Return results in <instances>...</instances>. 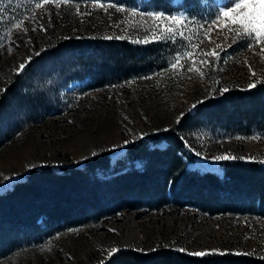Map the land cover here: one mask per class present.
I'll list each match as a JSON object with an SVG mask.
<instances>
[{"label": "rangeland", "instance_id": "1", "mask_svg": "<svg viewBox=\"0 0 264 264\" xmlns=\"http://www.w3.org/2000/svg\"><path fill=\"white\" fill-rule=\"evenodd\" d=\"M228 2L229 0H192L186 8L184 0H173L172 4L174 7L178 6L176 14L186 15L191 21L199 22L190 24L189 31L195 33L199 24L207 25L219 8ZM34 3L35 0H0V44L4 45L0 48V102L3 98L6 102L0 108V195H6L16 185L25 182L34 169L50 167L59 172L63 168L81 166L103 152L112 153L110 167L108 170L99 169L104 174L96 176L108 179L124 174L128 172L126 166L133 163L129 156L126 161L125 150L141 140H149L159 131L171 130L180 124L186 116L185 111L194 103L221 97L215 95L219 87L229 89L225 95L233 90L248 88L250 83L264 84V54H254L259 53V47L248 50L247 41L243 39L233 43L227 29L221 26L210 33L214 43L206 39L197 49V52L210 51L216 44L222 46L217 49L222 67L210 72L202 69L208 72L205 78L201 79L195 71L187 72L185 66V70L176 72L175 76L164 77L157 82L135 84L93 96L69 114L68 108L58 97V92L72 79L86 76V72H83L78 63L73 64V60L70 62L61 55L54 58V54L50 52L59 43L78 40L70 38L80 35L144 39L150 36V30L156 31L154 25L159 21L147 16L132 17V11H149H141L135 7H129L131 11L124 13L91 8L90 15L81 16L76 14L75 7L57 9L55 6H44L36 9ZM80 11L83 13L88 9ZM30 13H34L37 21L35 25L29 20ZM21 20L24 21L21 28L12 27ZM40 25L46 31H41ZM33 26L37 28L35 32L31 30ZM24 28L28 29L27 34L24 33ZM225 36H228L227 40ZM84 40L99 39L80 41ZM104 40L111 42L108 41L110 39ZM160 43L171 45L175 53L168 57L165 67L149 74L167 68L177 54L187 49L186 42L180 39L171 42L157 38L155 44ZM10 44L13 45L11 50ZM43 55V59L32 67V73L26 74L27 67ZM62 55L65 56L66 53ZM193 58L202 59L197 56ZM22 63L26 66L19 70ZM248 65L256 72L255 77L250 74ZM196 67L202 66L197 63ZM16 75L23 78V84H17L8 94ZM25 87L36 89L35 97H38L33 98L32 105L28 104L32 98L24 92ZM21 93L25 95L23 102L16 97ZM177 119L180 123H177ZM189 126L185 125L181 134L185 133L195 149L206 156L205 163L199 164V168L200 165H217V171L220 172L214 173L220 175L221 167L229 161L240 160L264 165L263 133L254 134L260 138L252 140L243 139L245 136L242 134H226L217 125L206 124L200 128ZM126 140L129 141L128 144L124 143ZM224 154L243 156L245 159H213ZM248 154L252 155V159L246 158L245 155ZM116 158L120 161L114 165ZM144 163L146 168V161ZM145 209L147 208H141ZM124 211L133 210H121L99 226L66 230L42 241L20 239L17 250L5 252L0 258V264H100L101 261L106 264L121 251L132 250L147 254L172 247L183 248L185 252L211 253L215 249L248 253L247 255H253L251 258L264 257V222L246 225L251 221L245 220V224L242 220L232 218L211 220L170 210L146 217H140L139 213L129 214L114 220ZM131 233H136L141 242L138 240L125 244V239ZM112 248H118L119 251L109 256L108 252Z\"/></svg>", "mask_w": 264, "mask_h": 264}, {"label": "trees", "instance_id": "2", "mask_svg": "<svg viewBox=\"0 0 264 264\" xmlns=\"http://www.w3.org/2000/svg\"><path fill=\"white\" fill-rule=\"evenodd\" d=\"M119 1L128 6L137 3V0ZM171 1L147 0L145 8L172 12L175 8ZM190 1L184 0L185 8ZM50 53L54 58L61 55L70 62L73 60L98 86H106L165 67L175 51L163 43L139 47L128 42L75 40L59 43ZM44 56L36 58L26 74H31L32 67ZM22 79L16 75L7 93L17 84L22 85ZM24 92L32 98L28 101L32 105L36 89L25 87ZM16 97L23 102L25 95ZM5 104L3 98L0 108ZM206 124L217 125L226 134L245 137L264 134V84L247 92L233 90L219 98L211 97L171 130L131 146L127 155L133 161H146L145 171L132 169L108 179L99 178L97 171L110 167L111 152L100 153L81 166L59 172L50 167L34 169L25 182L0 195V258L7 251L17 250L20 239L42 241L66 230L96 227L125 209L156 211L174 203L180 207L192 205L209 215L264 216L263 164L227 162L222 166L223 176H219L191 171L178 156L183 146L180 134L184 126L200 128ZM163 141L169 143L166 150L150 148ZM106 264H264V261L232 254L193 257L161 249L147 254L121 251Z\"/></svg>", "mask_w": 264, "mask_h": 264}, {"label": "snow or ice", "instance_id": "3", "mask_svg": "<svg viewBox=\"0 0 264 264\" xmlns=\"http://www.w3.org/2000/svg\"><path fill=\"white\" fill-rule=\"evenodd\" d=\"M54 5L55 8L60 9L61 5H69L73 4L75 6V11L77 15H90L91 8L97 7L100 9L107 10L109 8L115 9L117 12L124 13L126 9L124 7L118 6L115 3L108 2V0H85L84 6L88 8V11L81 12V4L79 0H35L34 8L39 9L43 8L45 5ZM49 20L51 19V14L49 13ZM132 17L140 16V17H150L155 21H159L158 24L154 25L156 31L150 30V36L146 37L144 40H134L133 43H149L152 39H163L165 41L175 42L177 39L183 40L186 42L187 49L179 54H177L174 59L171 61L169 66L164 69L165 72L170 70H185V65L181 63L182 60L187 64L186 71L187 72H197L201 79L205 78L208 72L212 70H216L217 68L222 67V60L217 49H220L222 46L220 44H216V47L210 51L200 50L197 52L199 45L204 42V40H208L210 43H214L211 40L210 33L214 28H220L221 26L224 29H227L228 33L231 36L232 42L235 43L238 39L246 40V48L251 50L253 48L259 47V53H254L255 55L264 54V0H229L228 3H225L219 10L216 12L215 17L205 24H199V28L197 32L189 31L190 24L199 23L196 21H191V18L183 15V14H165L164 12H139L132 11ZM29 20L35 25L37 23L34 13L29 14ZM24 23L21 20L19 23L12 25V27L19 29L21 25ZM41 31H46L42 25L39 26ZM33 32L37 30L35 26L31 29ZM24 33L27 34L28 29H23ZM117 39H122L123 37H116ZM106 39H112V37H106ZM228 39V36H225V40ZM14 43V42H13ZM13 45H9V50H11ZM231 46V45H229ZM4 47L3 44H0V48ZM202 57V59H194L193 57ZM209 57L212 59L210 60ZM197 63L202 67H196ZM250 69V74L255 77L256 72L252 70L251 65H248ZM25 68V64L19 65V70H23ZM202 69H207L208 72ZM152 77H144V79H151ZM190 78V77H189ZM219 83V82H217ZM257 83H250L248 85L249 89L255 88ZM228 88L219 87L215 95H222L228 92ZM204 101H200L199 103H203ZM197 105H192V108H196ZM177 123H180V120L177 119ZM168 131V129H165ZM264 135V134H261ZM258 136L252 137H243V139H259ZM236 139H242L241 137H236ZM125 144H128L129 141H124ZM95 156L96 153H93ZM196 155L199 157L202 154L197 152ZM245 159V157L240 156H232L229 154L219 155L213 157L216 161H227V160H235V159ZM247 159H252L248 157ZM264 162V161H262ZM118 248H112L108 255L118 252ZM179 251L184 252L185 249L181 248ZM189 255H193L196 257H203L209 254H220L226 255L227 252H220L218 250L209 251H196L189 252ZM234 255H247L248 253L235 252L232 253ZM264 258V257H262ZM100 264H104L103 261Z\"/></svg>", "mask_w": 264, "mask_h": 264}, {"label": "built area", "instance_id": "4", "mask_svg": "<svg viewBox=\"0 0 264 264\" xmlns=\"http://www.w3.org/2000/svg\"><path fill=\"white\" fill-rule=\"evenodd\" d=\"M108 2L115 3L112 0H108ZM79 3L81 4L80 10L81 9L82 10L88 9V8H86L84 6L85 1H81ZM116 5H118V4H116ZM45 6H54V5L49 4V5H45ZM65 6L75 7L73 4L61 5V7H65ZM118 6H121V5H118ZM121 7H124V6H121ZM93 8L100 9V8H97V7H94V6L92 7V9ZM124 8L126 9V12L131 11L130 9H127L126 7H124ZM108 10L115 11V9H111V8H109ZM76 38L78 40L91 39V38H94V39H106V37H94V36H85V35H80L78 37H72L70 39L72 40V39H76ZM112 39H117V38L113 37ZM138 39L142 41L145 38L141 39V38L123 37L122 39H117V40H128V41L132 42V41L138 40ZM155 41H157V39H152V40H150L149 43H152V42H155ZM149 43H147V44H149ZM133 44H135V45H146L145 43H139V44L133 43ZM29 59H30V57L27 58V62H28ZM181 63L184 64L185 66H187L185 61H181ZM178 71H181V70L177 69V70H170V71L165 72L164 69H161V70H158V71H156V72H154L152 74H149L147 76H143V77H140V78H133V79H130L129 81L124 82V83H120V84H117V85L105 86V87H92L91 86L92 81L90 79H88V78L82 79V80H75V81H72L68 87H66L65 89L60 90L59 96L61 98V101H62L63 105L66 107V109L68 108V113L72 114L74 111L77 110V108L79 106H81V104H83L85 101H87L89 98H91L93 96H96L98 94H107V93L112 92L114 90L123 89V88L129 87V86L135 85V84H142V83H146V82H157L161 78L169 77V76H175L174 74L176 72H178ZM144 77H152V78L151 79H144ZM259 84H262V82L257 83V86ZM252 89H254V88H252ZM252 89L243 88V89H238V90L249 91V90H252ZM223 95L224 94H222L221 96H223ZM201 101H204V99H202ZM194 104L197 105L196 108H192V105H191L189 107V109H187L185 111L184 115L193 114L196 111V109H197V107H198V105L200 103L198 101V102H196ZM159 133H162V131L157 132V134H159ZM181 140L183 142V149L179 152V155L184 159L185 162H187V160H188L186 158V154L192 155L197 163L202 162V161L205 160V158H206L205 155H201L199 157L196 155V153L199 152V151L195 149V146H194L193 142L189 138H187L185 136V133L181 134ZM199 153H201V152H199ZM126 161H127V158H126ZM100 174H102V173H100ZM169 210L173 211V212H176L178 214L188 213V214H192L193 216H202L203 218H208V219H211V220H213V219H222V218H232V219L242 220L243 223H245V220L251 221L248 224L245 223L246 225H251V224H253L252 222H258V223L264 222V217H258V216H253V215H240V214H233V213H225V214H218V215H212L211 216V215H208V214L200 212L197 208L192 207V206L179 207V206L174 205V204H168V205L164 206L162 209H160L158 211H154V212H148L146 209L145 210L124 211L122 213H119L118 217L115 218L114 220H117V219H119L121 217H126L129 214L134 215V214L139 213L141 215L140 217H143V216L146 217V216H150L152 214H154V215H156V214H164V213H166ZM170 249L174 250V251H177V252H180V253H189V252H191V251L181 252V251H179L180 248H175V247H172ZM218 251H220V250H218ZM220 252H224V251H220ZM227 253L231 254L233 252H227ZM240 256H243V254L240 255ZM246 256L253 257V255H246ZM254 257L264 261V258H262V257H259V256H254Z\"/></svg>", "mask_w": 264, "mask_h": 264}, {"label": "bare ground", "instance_id": "5", "mask_svg": "<svg viewBox=\"0 0 264 264\" xmlns=\"http://www.w3.org/2000/svg\"><path fill=\"white\" fill-rule=\"evenodd\" d=\"M100 40V39H99ZM101 40H104V39H101ZM104 41H107V40H104ZM108 41H116V42H128V43H130V44H133L132 42H130V41H128V40H117V39H110V40H108ZM152 44V43H151ZM150 44V45H151ZM147 45H149V44H146V45H144V46H147ZM246 156V158H248V157H252V155L251 154H248V155H245ZM206 159V158H205ZM119 161H120V159L119 158H116L115 160H114V165H117L118 163H119ZM201 163H205L204 161L203 162H201ZM201 163H198V164H196L194 167H193V170H196V169H200V170H202L203 172H207V171H210V172H215V171H217V165L216 166H206V165H200L201 166V168H199L198 167V165L199 164H201ZM128 166V167H127ZM126 166V170L127 171H131L132 169H135V170H138L139 172H142V171H145V163H144V161H142V160H135V161H133V163L131 164V165H127ZM101 172H103V171H101ZM217 172H220V171H217ZM216 172V173H217ZM215 173V174H216ZM102 175V174H101ZM220 175H222V169H221V173H220ZM133 220V219H132ZM132 223V222H131ZM247 223H249V222H247ZM132 229V228H131ZM132 231V230H131ZM130 235H128V237L125 239V244H132L133 242H135V241H138V240H140V242H141V239L139 238V236L136 234V233H131V236L129 237ZM208 238V237H207ZM206 240H208V239H206ZM204 250H205V248H204Z\"/></svg>", "mask_w": 264, "mask_h": 264}]
</instances>
